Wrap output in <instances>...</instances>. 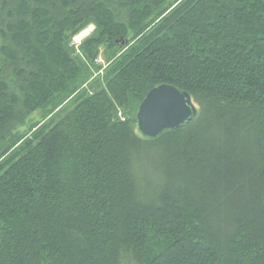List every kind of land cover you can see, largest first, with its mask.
Here are the masks:
<instances>
[{
	"label": "trees",
	"instance_id": "1",
	"mask_svg": "<svg viewBox=\"0 0 264 264\" xmlns=\"http://www.w3.org/2000/svg\"><path fill=\"white\" fill-rule=\"evenodd\" d=\"M0 264H264V0H0Z\"/></svg>",
	"mask_w": 264,
	"mask_h": 264
},
{
	"label": "water",
	"instance_id": "2",
	"mask_svg": "<svg viewBox=\"0 0 264 264\" xmlns=\"http://www.w3.org/2000/svg\"><path fill=\"white\" fill-rule=\"evenodd\" d=\"M197 115L188 92L170 84L151 88L136 112V126L141 135L156 137L167 129L179 128Z\"/></svg>",
	"mask_w": 264,
	"mask_h": 264
},
{
	"label": "rangeland",
	"instance_id": "3",
	"mask_svg": "<svg viewBox=\"0 0 264 264\" xmlns=\"http://www.w3.org/2000/svg\"><path fill=\"white\" fill-rule=\"evenodd\" d=\"M93 30V25H89L87 28L83 29L81 32H79L77 35H75L72 39V42L77 46L79 45L83 39H85L86 37H88V35L90 34V32ZM123 44V43H122ZM103 47L99 48V52L98 55L95 59V63L97 65H99L101 68L99 69V73H102V70L104 69V67L106 66L107 60L106 57L104 56L103 53ZM94 76V75H93ZM92 76V77H93ZM40 112L39 111H35L34 113H32L28 119L26 120V122L20 126V130H25L27 129L31 123L38 121L40 119ZM118 117L119 118H124L123 114L121 111L118 112Z\"/></svg>",
	"mask_w": 264,
	"mask_h": 264
}]
</instances>
